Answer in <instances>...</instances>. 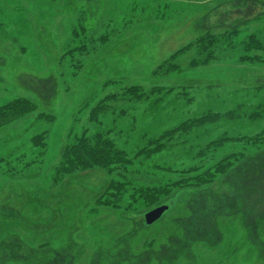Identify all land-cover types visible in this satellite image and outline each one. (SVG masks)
Returning a JSON list of instances; mask_svg holds the SVG:
<instances>
[{"label": "rangeland", "instance_id": "obj_1", "mask_svg": "<svg viewBox=\"0 0 264 264\" xmlns=\"http://www.w3.org/2000/svg\"><path fill=\"white\" fill-rule=\"evenodd\" d=\"M257 1L0 0V264H264Z\"/></svg>", "mask_w": 264, "mask_h": 264}, {"label": "trees", "instance_id": "obj_2", "mask_svg": "<svg viewBox=\"0 0 264 264\" xmlns=\"http://www.w3.org/2000/svg\"><path fill=\"white\" fill-rule=\"evenodd\" d=\"M129 89H131V90H136L137 88L136 87H129ZM143 94V92H140V93H135L134 94V96H133V98H137V97H140L141 95ZM25 100L26 99H24V98H17V99H15V100H12L10 103H7V104H5V105H3V106H0V125H2V123H4L5 121H7V120H9V118H10V116L12 115V114H14V113H18L19 112V109H21L22 110V107L21 108H19V107H17V105H19L20 103H24L25 102ZM26 103V102H25ZM9 106V107H8ZM98 115H99V112H96L95 111V108H93V110H92V112H91V116L92 117H90L91 119H93V120H99L97 117H98ZM97 118V119H96ZM185 125V124H184ZM182 126H183V124L181 125V126H179L180 128H182ZM189 127V126H188ZM83 139V138H82ZM77 141H79V140H77ZM104 142V141H103ZM219 142V140H217V141H215V142H210L207 146L210 148V147H214L217 143ZM96 144H98L97 143V141L95 142ZM105 143V142H104ZM216 143V144H215ZM76 147V148H75ZM78 148H80V149H78ZM84 148V147H83ZM68 149V148H67ZM69 151H75L76 153L78 152V155L75 157V156H73V158H75V162L74 161H69V158L67 157V156H65L66 157V159L63 161V162H65V164L67 165L68 163H72V167H71V170H69V171H67V172H65L64 170H63V172H65V174L66 175H68V174H70L74 169L75 170H77V169H81V168H83V167H85V166H87V165H89V163H92V161H90V162H88V161H86L85 159H84V156H85V158L88 160V156H86V154H85V151L80 147V145H79V143H77V144H74L73 146H69ZM109 151L110 150H108V154L110 155L111 153H109ZM67 153H68V150H65V153L64 154H66L67 155ZM122 152L120 151V150H118V149H114V150H112V154H114V155H116L118 158H120V154H121ZM64 157V158H65ZM100 157H104L103 155H101ZM114 157V156H113ZM79 160V161H78ZM100 160H102L101 158H100ZM122 160H124V158L122 159ZM121 160V161H122ZM227 165V163H224V164H213L212 166H209V167H206L205 169H204V171H203V175H207V180L205 179L204 181L206 182V181H209L212 177H213V173H215V172H217V171H222L224 168H225V166ZM67 167V166H66ZM201 173L199 172L196 176H198V175H200Z\"/></svg>", "mask_w": 264, "mask_h": 264}, {"label": "water", "instance_id": "obj_3", "mask_svg": "<svg viewBox=\"0 0 264 264\" xmlns=\"http://www.w3.org/2000/svg\"><path fill=\"white\" fill-rule=\"evenodd\" d=\"M167 208L166 205H160L157 206L151 210H149L148 212L145 213L144 218H145V222L147 224L152 223L153 221H155L157 218L160 217V215L162 214V212Z\"/></svg>", "mask_w": 264, "mask_h": 264}, {"label": "crops", "instance_id": "obj_4", "mask_svg": "<svg viewBox=\"0 0 264 264\" xmlns=\"http://www.w3.org/2000/svg\"><path fill=\"white\" fill-rule=\"evenodd\" d=\"M262 1L263 0H261V3H258V1H257V5L263 10L264 9V1L263 2ZM251 2H253V1H251Z\"/></svg>", "mask_w": 264, "mask_h": 264}]
</instances>
